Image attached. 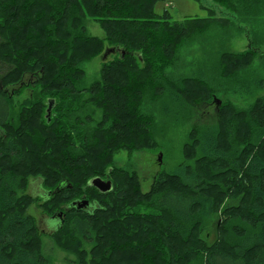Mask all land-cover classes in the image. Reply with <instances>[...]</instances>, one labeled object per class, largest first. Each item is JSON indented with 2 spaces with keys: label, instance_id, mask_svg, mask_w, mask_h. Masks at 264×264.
<instances>
[{
  "label": "trees",
  "instance_id": "1",
  "mask_svg": "<svg viewBox=\"0 0 264 264\" xmlns=\"http://www.w3.org/2000/svg\"><path fill=\"white\" fill-rule=\"evenodd\" d=\"M158 1L0 0V264H52L27 212L36 198L25 193L30 176L51 192L43 207L62 213L50 235L76 264H264L263 97L247 108L223 101L211 122L193 125L183 160L146 192L135 172L112 164L116 151L156 145L146 101L169 93L195 108L214 95L203 80L177 82L165 69L181 39L219 19L159 15ZM225 2L245 19L264 13V0ZM88 17L104 37L87 33ZM263 43L253 33L247 50L223 58L224 69L240 72ZM106 45L125 53L82 86V64ZM27 76L31 95L14 121L11 99ZM88 104L93 111L83 116ZM95 176L112 189L89 185ZM83 197L91 207L71 205Z\"/></svg>",
  "mask_w": 264,
  "mask_h": 264
},
{
  "label": "rangeland",
  "instance_id": "2",
  "mask_svg": "<svg viewBox=\"0 0 264 264\" xmlns=\"http://www.w3.org/2000/svg\"><path fill=\"white\" fill-rule=\"evenodd\" d=\"M239 8L237 5L234 9L225 0H160L156 3L157 14H163L168 9L173 19L207 17L210 14L219 19L209 28L193 32L181 39L175 45L172 64L165 69L168 78L177 82L187 78L203 80L206 82L203 88H211L214 95L211 103L196 105L195 108L189 106L191 103L187 105L182 97H172L169 93L159 100H148L141 106V110L152 117L150 125L156 145L136 150L116 151L112 164L129 172H135L139 177V188L142 191L146 192L151 188L158 173L163 170H172L183 160V147L185 142L189 141L192 126L211 122L217 107L223 101L226 105L232 103L236 107L247 108L256 99L264 98V43L254 53L253 61H249L251 59L249 56L242 62L243 69L240 72L235 73L234 70L227 72L224 69L225 64L222 63V60L225 61L223 58L226 59V63H229L228 60L234 54L237 55L247 50L253 39V33H257L264 41V13L245 19L238 10ZM84 23L89 35L104 37V31L97 20L88 17ZM107 48L106 45L105 50ZM105 50L82 64L85 70L82 86H90L100 77L104 62L119 56L116 52L108 53L104 57ZM6 69L7 65L0 62V74H3ZM28 80L27 76L26 85L29 83ZM201 87L195 89L200 90ZM30 95L31 85L28 84L11 99L14 121L18 120L20 110L24 106L27 107V98ZM215 98L220 100V103L215 101ZM166 104L169 105V111L165 109ZM92 108L93 106L88 104L82 115H91ZM101 115L102 111L96 108L93 113L95 122L101 119ZM160 154L161 161H159ZM44 187L41 176L29 177L25 193L36 196V198L29 205L27 212L35 217L41 233L43 250L51 259V263L76 264L74 263L75 254L61 248L50 235L57 228V224L52 222L50 211L48 212L42 205L46 198ZM64 205V202H61V207ZM142 210L147 211L148 209L142 208ZM210 232L212 236L213 229H210Z\"/></svg>",
  "mask_w": 264,
  "mask_h": 264
},
{
  "label": "water",
  "instance_id": "3",
  "mask_svg": "<svg viewBox=\"0 0 264 264\" xmlns=\"http://www.w3.org/2000/svg\"><path fill=\"white\" fill-rule=\"evenodd\" d=\"M121 53L124 55L125 51L120 48V47H108L106 50H105V53H104V57L108 54V53ZM215 101H218V103H220V100H218L217 98H215ZM53 103H54V100L51 99L49 100V104H48V107H47V113H46V116L48 117V120L50 119V115H51V109L53 107ZM0 133H1V130H0ZM159 161H161V154L159 155ZM89 185L91 186H94L96 187L97 189H99L101 192H107V191H110L113 187V184H112V181L110 179H104L100 176H95V177H92L89 182H88ZM90 201L83 197L81 200H75L71 203V205L73 206H76L77 208H83V207H86L87 205H89ZM63 212V211H62ZM62 213L60 212L58 215L57 214H54L52 216H50L52 219H56L58 220L59 217H61Z\"/></svg>",
  "mask_w": 264,
  "mask_h": 264
},
{
  "label": "flooded vegetation",
  "instance_id": "4",
  "mask_svg": "<svg viewBox=\"0 0 264 264\" xmlns=\"http://www.w3.org/2000/svg\"><path fill=\"white\" fill-rule=\"evenodd\" d=\"M44 190H45V189H44ZM50 194H51L50 191L45 190V194H44V195H46V197H48ZM80 200H81V199H80ZM89 207H91V204H90V203H89V205H87L86 207H83V208H89ZM52 222H54L55 224H58V220H56V219H53Z\"/></svg>",
  "mask_w": 264,
  "mask_h": 264
}]
</instances>
